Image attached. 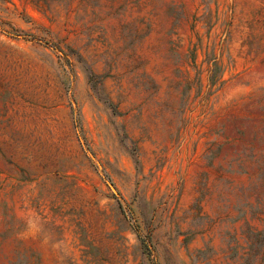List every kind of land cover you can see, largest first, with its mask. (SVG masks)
<instances>
[{
	"label": "rangeland",
	"instance_id": "rangeland-1",
	"mask_svg": "<svg viewBox=\"0 0 264 264\" xmlns=\"http://www.w3.org/2000/svg\"><path fill=\"white\" fill-rule=\"evenodd\" d=\"M0 264H264V0H0Z\"/></svg>",
	"mask_w": 264,
	"mask_h": 264
},
{
	"label": "trees",
	"instance_id": "trees-1",
	"mask_svg": "<svg viewBox=\"0 0 264 264\" xmlns=\"http://www.w3.org/2000/svg\"><path fill=\"white\" fill-rule=\"evenodd\" d=\"M1 1H6V0H1ZM206 63H207V65H209V68H210L209 69L208 82H209L210 88H212L217 82V77L219 75L220 67L217 64V61H215L214 56H212V58L207 59ZM88 76H89L90 80H93L95 78L93 73H89ZM141 242H142L143 246L146 248L147 245L143 239H141Z\"/></svg>",
	"mask_w": 264,
	"mask_h": 264
}]
</instances>
